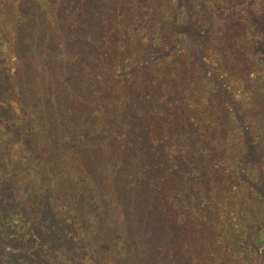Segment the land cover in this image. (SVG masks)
Here are the masks:
<instances>
[{
  "label": "trees",
  "instance_id": "1",
  "mask_svg": "<svg viewBox=\"0 0 264 264\" xmlns=\"http://www.w3.org/2000/svg\"><path fill=\"white\" fill-rule=\"evenodd\" d=\"M16 2L0 264H264V0Z\"/></svg>",
  "mask_w": 264,
  "mask_h": 264
},
{
  "label": "rangeland",
  "instance_id": "2",
  "mask_svg": "<svg viewBox=\"0 0 264 264\" xmlns=\"http://www.w3.org/2000/svg\"><path fill=\"white\" fill-rule=\"evenodd\" d=\"M7 2H10V0H0V13L2 14L1 17H0V33H3V34L6 33V30L8 29V25L10 23H13L14 22V19L7 17V15L8 16H12L15 11H18V10H21L22 9L21 4L19 2H16L14 4H7ZM5 9H9V10L6 13H4L5 12ZM184 22L187 23L186 22V19L184 20ZM187 25H188L187 28H189L190 25L188 23H187ZM34 30H37V27H35ZM193 33L196 34V30L193 29ZM3 73L4 74H8V73H10V70L5 67V68H3ZM16 102H17V99H15L14 101H11L10 102V104L13 103L14 109H17L18 108ZM0 107H3V101L2 100H0ZM0 110H1L0 116H2V117L5 118L8 115V112H6V108L3 107ZM33 110L35 112H38L39 111V108H34ZM22 113H25L26 114V112H22ZM57 113L58 112H51L52 117H53L54 114H57ZM57 121H61L62 123H64L61 118H57L56 119V122ZM6 125L7 124L5 122L0 121V127L4 128ZM58 195H62V194H58ZM130 199L137 201L138 204L141 203V201H142V198L140 196H138V195H135V196L134 195H131V196H129L128 199L126 198L125 201L127 202ZM140 206L141 205L139 204L138 207H140ZM117 211H118L117 213H120V212L123 211V208L119 207L117 209ZM139 215L141 217V219H139V222L140 223L138 222L137 225H139V226H137V227H134V225L136 223L133 224V227H132V230H131V234H130V236L132 238L133 237L136 238L138 236H144V234L146 233V231L151 230V227L148 225L149 215H147L148 216L147 218L145 217L144 213H142V212ZM133 218H134V214H133ZM146 219H147V223L145 222ZM154 227L156 228L155 231H159V228L162 227V225L159 224V223H155V226Z\"/></svg>",
  "mask_w": 264,
  "mask_h": 264
}]
</instances>
